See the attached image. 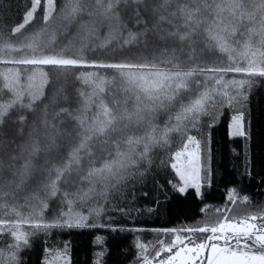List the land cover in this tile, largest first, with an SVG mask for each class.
I'll list each match as a JSON object with an SVG mask.
<instances>
[{"label": "snow or ice", "instance_id": "6c2138e0", "mask_svg": "<svg viewBox=\"0 0 264 264\" xmlns=\"http://www.w3.org/2000/svg\"><path fill=\"white\" fill-rule=\"evenodd\" d=\"M62 3L58 10L56 0H29L12 30L17 43L8 45L19 55L0 57L10 66L0 73L9 94L0 102V235L13 241L0 247L7 264H20L31 236L103 216L111 194L142 175L150 150L167 144L169 133L184 137L170 158L182 182L174 187L199 194L210 174L189 127L211 115L210 106H231L229 89L242 95L264 79V0ZM56 16L63 24L50 31ZM34 20L39 27L27 29ZM229 73L244 78L226 80ZM69 78L89 88L78 91L75 106L58 104L67 100L59 85ZM160 116L167 123L158 135ZM232 126V135H245L242 113ZM237 195L232 189L226 199L235 203ZM50 201L54 214L46 219ZM223 211L213 225L154 230L172 236L157 241L156 264H264V211L239 219ZM195 233L207 235L197 242ZM148 246L134 244L143 264H153Z\"/></svg>", "mask_w": 264, "mask_h": 264}, {"label": "trees", "instance_id": "16d2710c", "mask_svg": "<svg viewBox=\"0 0 264 264\" xmlns=\"http://www.w3.org/2000/svg\"><path fill=\"white\" fill-rule=\"evenodd\" d=\"M57 9L63 6L62 0H56ZM29 0H0V41L16 45L12 30L22 22ZM39 17V10L37 12ZM55 15V14H54ZM63 24L59 16L51 22L50 31ZM39 27L34 20L27 29ZM22 31H26L22 30ZM19 35V34H17ZM59 36V34H57ZM9 48V47H8ZM9 54L19 55L9 49ZM10 67L0 64V73ZM83 71H94L83 69ZM244 78L240 74L229 73L225 79ZM3 77L0 76V102L9 94L3 89ZM61 97L58 104H74L78 91H88L87 85L69 78L60 85ZM231 106L215 105L209 107L211 115L202 116L195 128L188 129V135L201 140L202 160L207 164L210 182L203 181L200 193L190 188L186 193H179L175 186H180L178 175L170 167V158L181 149L184 137L179 133H169L167 144H157L149 152L151 163L139 169L142 175L128 181V185L118 194H111V208L103 216L88 220L82 228H56L47 233L40 232L29 238V246L20 251V264H46L48 254L66 252L70 264H143L134 244L139 240L148 244L147 256L153 259L159 248L157 241L165 243L170 235H161L158 229H187L213 225L227 215L237 219L264 211V79L255 78L250 90L237 95ZM46 90V98H47ZM243 114L244 136L232 138L230 128L233 117ZM31 119V113H28ZM167 118L160 116L155 124L157 134L163 130ZM211 125V126H210ZM238 193L236 202L226 199L230 190ZM243 196L248 201L242 200ZM54 201H50L45 218L51 219ZM221 209L222 211H217ZM54 214V213H53ZM92 224L98 226L93 227ZM99 225H103L102 227ZM113 229H119L113 231ZM25 230L31 231L27 226ZM102 238V243L97 238ZM12 238L5 232L0 235V247L11 244ZM155 245V247H152ZM97 253H103L102 258ZM0 264H7V253L0 257Z\"/></svg>", "mask_w": 264, "mask_h": 264}, {"label": "rangeland", "instance_id": "374dc122", "mask_svg": "<svg viewBox=\"0 0 264 264\" xmlns=\"http://www.w3.org/2000/svg\"><path fill=\"white\" fill-rule=\"evenodd\" d=\"M9 49L8 48V43H4V42H1L0 41V57H3L4 58V54H6V52L8 51L9 52ZM12 55V54H10ZM238 116V115H236ZM235 117V116H234ZM233 117V118H234ZM233 121V120H232ZM232 132H233V126H232V123H231V128H230V135L232 138H236L238 136H235V135H232ZM192 146H189V150H191ZM202 162L204 163L205 167L208 169V166L207 164L204 162V160H202ZM202 175H203V172H202ZM179 178V176H178ZM181 182V181H180ZM203 183V182H202ZM182 184V182H181ZM202 185V184H201ZM192 187H189L188 189H190ZM187 189V190H188ZM181 235H186V233H181ZM195 238L197 239V242H199L201 239H203L207 234H203V233H195ZM171 236V235H170ZM171 239H172V236H171ZM139 241V240H137ZM140 242V241H139ZM147 252H148V248H147V251H146V255H147ZM155 257V256H154ZM150 259V258H149ZM153 264H156V259L153 258ZM46 264H70V260H69V255L68 253L66 252H56V253H49L47 258H46Z\"/></svg>", "mask_w": 264, "mask_h": 264}]
</instances>
